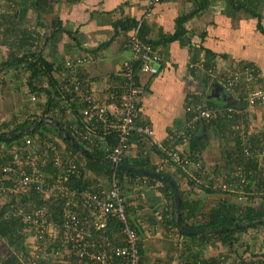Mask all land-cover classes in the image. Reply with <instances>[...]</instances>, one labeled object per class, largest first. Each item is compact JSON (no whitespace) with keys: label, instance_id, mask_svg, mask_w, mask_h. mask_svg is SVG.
<instances>
[{"label":"crops","instance_id":"1","mask_svg":"<svg viewBox=\"0 0 264 264\" xmlns=\"http://www.w3.org/2000/svg\"><path fill=\"white\" fill-rule=\"evenodd\" d=\"M208 1L206 6L202 0H160L154 5L150 3L151 0H79L76 2L50 0L46 11L38 13L29 9L24 19L19 20L22 28L36 33L34 45H26L25 51L32 48L37 57L41 55L45 60L54 63L55 68L66 59L90 57L80 68V76L90 79L96 96L112 105L118 103L125 90L119 71L124 62L131 57L127 42L133 28L125 29L126 20L142 21L145 38L152 41L153 45L160 50L164 60L157 74L142 72L137 74L141 87L138 116L142 122L153 128L156 140L163 141L169 132L185 125L187 120L185 107L190 97L205 94L206 99H211L223 106L238 100L241 94H244L246 86L242 82L234 91L224 88L222 82L215 80L219 73L227 74L226 71L229 69L250 66L264 78V31L258 26L260 21L264 28V0H261L258 8L259 18L252 17L245 8L235 9L234 3L231 4L229 0ZM13 6L12 0H0V16L5 17L2 27L9 26L6 24L11 19L9 13L19 15V11L13 10ZM191 13L193 16L183 25L187 33L182 38L167 41L166 38L175 33L176 20ZM56 20L62 23L64 30H60L62 34L59 38L53 39L51 37L54 30L53 21ZM119 20L124 21V27L115 28V22ZM200 45L217 54L212 67L217 73L215 76L203 66L205 59L203 50L199 52V60L196 63L191 61L194 52L189 48ZM7 56V46L0 44V67ZM191 62L197 64L195 69ZM191 68L195 70V74L192 73ZM11 69L13 68H7L0 73V80L4 79L7 86L13 87L20 93V100L23 103H29V110L33 104L36 105L47 99L43 97L42 100L40 98L35 100L37 96L31 94L24 86L26 73L23 72L25 71L15 69L14 72ZM18 74H22L21 80L24 82L22 87L19 86L21 80L16 79ZM52 74L59 83L63 82L64 71L54 70ZM14 83L17 86H14ZM6 93L8 91L1 88L0 83V100L6 96ZM9 93L16 97L13 91ZM19 96L16 98L19 99ZM13 101V97L8 99L7 102L10 105L5 112L9 113L12 107L17 105ZM38 111L42 112L41 109ZM247 118V122L244 123L240 117L239 124H244L246 130L251 131L250 134L256 135L261 142L264 137L262 135L264 107L260 105L249 107ZM0 121L4 122L1 112ZM234 125L232 130L236 131ZM195 133L202 144L201 152L207 166L215 165L217 170L214 172L219 180H230L229 184L227 183L229 188L226 190L225 197L241 207H260L264 203L262 197L264 193L263 189L256 188L255 182L258 179L256 178L255 182L252 181L249 187L251 182L249 174L252 172L247 174L249 169L247 170L244 166L245 169L243 165L238 167L235 165V170L234 165L233 167L230 164L227 165L228 160L223 159L229 151L227 145L230 149L234 146V140L229 136V132L225 130L218 132L214 129L204 131L198 127ZM17 147H19L18 143L13 142L9 146L11 149L14 148L11 153L14 154ZM61 147L64 148L63 145ZM138 150L140 146L134 141L133 152ZM154 163L160 166L161 158L155 157ZM239 167H242L241 173L245 179L247 178L248 190L246 186L239 190V179H241L240 173L238 174ZM195 180L199 182L198 179L195 178ZM130 182L132 184L122 188V193L128 205L131 206L130 217L144 229L146 264H180L184 238L176 232V229L168 228L169 226L165 224L164 213L168 206L167 200L156 186L144 185L140 178L134 177ZM185 187L188 188L186 184ZM202 196L204 194L200 187H196L190 194V197L194 199ZM193 218L192 222L202 220V218ZM240 237L243 240H240L239 244L244 243L248 246L247 255H250V252L259 255L264 253V229L251 228L242 232ZM239 244H237L238 253H241L246 247H240ZM206 246V258L218 257L226 250L221 245L220 250L217 251H214L210 244ZM236 257V254H233L230 261L234 262Z\"/></svg>","mask_w":264,"mask_h":264},{"label":"trees","instance_id":"2","mask_svg":"<svg viewBox=\"0 0 264 264\" xmlns=\"http://www.w3.org/2000/svg\"><path fill=\"white\" fill-rule=\"evenodd\" d=\"M12 1L14 5L13 10H18L19 15L15 16L13 13H9V17L11 19L6 22L9 26L4 27H2L1 24L5 21V17L0 16V35L2 38L0 40V44L7 46L8 48V56L1 64L0 73L7 68L24 70L25 72L23 73H26L24 86L31 94H35L37 96L35 97V100L37 98L42 100L43 97L47 99L44 102L40 101L36 104L35 112H30L29 107L27 106H25L27 111L24 108H22L23 111H21L19 106L16 105L17 110L10 113L11 116L9 120L5 122L0 121V136H2V138H0V164H8L13 167L20 165L29 173L36 170V172L44 176L47 175L45 177V181H49V175L52 174L53 170L57 171V167L55 168V165L52 163L54 155H59L61 157V161L63 162H66L69 158L77 165V171L72 175L70 185L71 187L79 190L85 186H98L101 184H106L105 187H107L111 182L113 175H115L121 190L125 187V185L128 186L132 184L131 182L129 183L132 178H140L142 184H144L142 180L145 178L147 183L144 185L151 187L156 186V188L167 200L168 206L164 213L166 220L165 224L169 226L168 228L176 229V232L184 238V247L180 264H187L189 262H193L195 264L198 261H207L212 263L217 261L218 257H205L207 244L214 247H219L220 245L225 247L226 250L221 252V255H225L228 260H231L232 255L236 254L237 261L241 260V262H245L247 257L259 258V256H261L264 261V253L259 255L254 252H250V255H247L249 251L248 246L241 253H238L237 247V244L240 242L242 232L251 228L264 229V203L258 208L253 206L241 207L238 203H233L225 197V194L227 193L226 190L229 188L228 184L230 180H219V177H217L214 172L217 170L215 165L212 167L207 166L201 152L200 146L202 144L198 140L195 133L198 127H201L204 131L214 129L218 132H223L224 130L229 132V136H231L234 140V146L230 149L227 145L229 151L225 157L223 156V159H225V161L228 160L229 163H227V165L230 164L231 167H233V165L234 167L235 165L237 167L243 165V167L245 166L247 170L249 169L247 174L250 171L252 174H249L251 182L248 186L251 187L252 181L255 182L257 178L258 181L255 182L256 188L257 190L263 189L262 191L264 193V158L260 161L257 158L247 159L244 157L245 155L241 148L240 128H238V126L241 125L239 124L241 119H243L244 123L247 122V113L243 115H236L233 119H228L227 116L225 118L221 116L210 117V120L206 117H197V111L193 110L192 104L196 103L197 105H201L203 109L218 108L220 105L211 99H206L205 94L190 97L186 106L189 108L191 107V109L187 111V119L190 120V126L188 128H185L184 126L179 128L178 137L176 136L177 133L174 130L169 132V135H173L175 137L173 138L174 141L169 139L162 141L164 147L170 148L171 146H174L176 150L180 152L183 160L189 158V160H191L189 165L180 163L179 165L171 164L170 166L169 156L162 148L151 144V140L148 137H144L136 133L133 135L132 141H135L138 146H140V150L138 152L139 158L127 157L122 161V163L139 166L148 171H155L172 179L180 188L182 206L181 216L186 226L191 228L205 227L207 229L221 228L224 226L229 228L226 231L210 235L186 234L178 228L176 223L174 197L172 190L167 183L154 177L141 175L136 172L115 170L101 146L95 144L93 145L88 140L79 138L77 134L73 132V128L76 124L83 125V127L87 126L91 129L89 133L91 134V138L94 140L98 141V136L102 135L108 146H114L117 143L116 133L112 132L105 134L106 130L102 128L101 124L86 122L82 119L81 108L78 106V97L74 92L65 89V85L63 83H59L53 76L52 73L54 70L66 71L65 62L67 59L64 60V62L59 63L55 68L54 63L45 60L41 55L37 57L35 54L36 52H34L32 48L29 51L27 50V52L25 51L26 45H34L36 33L30 29L28 30L27 28H22L20 20L24 19L29 9H33L38 13L46 11L50 5V0ZM72 1L76 2L79 0ZM202 2L206 5L209 1L202 0ZM229 2H231V4L234 3L233 6L235 9L245 8L249 14L252 15V17H260L258 8L261 4V0H229ZM191 16H193L192 13L187 16L185 15L179 17L176 20L175 33L168 36L166 40L173 41L175 39L182 38L187 33L183 25ZM123 23L124 21L122 20H119L117 23L115 22V28L123 26ZM126 24L127 26H125V29L134 28L137 21L126 20ZM53 25L54 30L51 37L53 39L59 38L62 34L60 30H64L62 28V23L59 20H56L53 21ZM258 26L264 31L260 21L258 22ZM37 37L40 39L39 35H37ZM140 37L157 49V47L153 45L152 41L145 38L143 24L140 29ZM32 40L33 42H31ZM163 40L165 41V39ZM158 43H160V41ZM189 50L194 52L192 56L193 60H191L192 62L196 63V61L199 60V52L203 50L205 52L203 66L208 70L209 68L214 67L213 61L217 57V54L202 45L199 47H190ZM81 58L85 60L90 59V57L88 58L87 56H81ZM163 60L164 57L162 56L160 65ZM195 63H192V67L194 69L197 67V64ZM121 68L119 76L122 77L121 80L124 83V68L123 66ZM134 68L137 69V63L134 64ZM194 69L191 68L193 74H195ZM22 74H18L16 79H21ZM79 78L81 80L90 81V79H86L80 75ZM215 80L219 81V78H215ZM259 80L261 82L264 81V79H261V76H259ZM0 83L1 87H7V82L4 79H1ZM246 95L247 94L244 92L238 100H232L233 102L228 105L238 106V108L241 106L246 107L247 102L244 100ZM228 105H223L222 107H226ZM37 109H41L42 112L38 113ZM44 117H48L56 121L78 143L84 146L90 153L94 154L100 160L97 161L91 159L75 150L53 125L41 121ZM240 117L241 119L238 120ZM237 121L239 122L237 123ZM233 124H235L234 126L236 131L232 130ZM24 129L27 131L20 133V131ZM182 131L185 132L184 135H180ZM262 135H264V132ZM54 137H56L58 141L54 139ZM26 138H31L35 142L36 146H38V149L33 150L32 146V150H24L23 144ZM41 139H43V141H41ZM47 140L54 141L57 144L58 152L51 151V149L46 147ZM263 140L264 137L262 138V141ZM262 141L260 142L256 135L251 134L252 150L254 151L255 148L263 149ZM13 142H17L19 145L14 154L11 152L9 153L8 151L11 149L9 146H11ZM61 145H63L64 148L61 147ZM31 151L33 152L31 155L34 156V166L27 161V157L30 155ZM155 157L161 158L162 164L160 166L154 163ZM43 158H48L47 161L51 160V162L43 163ZM260 162L263 164L262 166H260ZM197 163L200 165L199 168L196 166ZM235 170L231 171L233 172ZM190 171H192V173ZM195 178L198 179L199 182H196ZM13 179V174L0 171V189L5 187H14V185H16V181ZM185 184L188 188L185 187ZM224 184L228 186L227 189L223 188ZM245 186L247 187L246 184H240L239 190H242ZM196 187L201 188L204 196L194 199L190 197V194ZM249 187H247V190ZM262 197L264 198V195ZM66 199L67 194L59 193L47 197L42 191L36 190L34 186H30L25 192L0 190V264H33L32 255L36 253V251L41 254L44 248L50 249L53 246H57V235L45 233V235L39 240L40 249L36 251L33 250L31 246L35 237V231L31 228V224L33 223L25 220V216L27 214H34L33 212L35 210L44 209L49 216L48 219L52 222L53 226H55L54 228L59 229V226L62 224L61 213L63 212L64 202ZM29 205H31V207H27ZM21 211H24L25 213H21ZM130 216L131 206H128L129 221L139 235V251L141 255L140 264H146L144 259V229L135 223ZM193 217L202 218V220L192 222L191 220L194 219ZM107 227L111 236L116 241L121 243L122 235L119 232L118 221L109 219ZM44 240L48 243L44 244ZM36 242L38 243V239H36ZM243 245L244 244H239L240 247H243ZM37 260L36 264H42V262ZM232 262L233 261H231V263Z\"/></svg>","mask_w":264,"mask_h":264},{"label":"built area","instance_id":"3","mask_svg":"<svg viewBox=\"0 0 264 264\" xmlns=\"http://www.w3.org/2000/svg\"><path fill=\"white\" fill-rule=\"evenodd\" d=\"M160 0H151V4H157ZM142 21H138L132 30L127 47L131 52V57L122 65L124 68V92L116 104H109L107 101L96 96L92 82L89 80H81L79 78L80 68L86 62L85 59L78 57L67 59L65 62L66 71H64L63 84L64 88L72 91L78 97V106L81 108L82 119L86 122H94L101 124L107 133H116L117 143L114 146H108L102 135L98 136V141L91 138L89 127L76 124L73 132L83 140H88L93 145L101 146L105 151L108 160L114 163H122L127 157L139 158L138 151L133 152L134 142L133 135L139 134L148 137L151 144L162 148L169 156L171 164L185 163L189 165L191 160L182 158L180 152L174 146L170 148L164 147L162 141L156 140L154 130L151 126L141 121L138 113L139 99L141 95V87L137 79L138 72L145 74H157L159 72L162 54L159 49L154 48L150 43L145 42L140 37V29ZM137 63V69L134 64ZM208 72L215 76L217 73L209 68ZM226 73H219L220 83L227 90L234 91L236 86L241 82L246 86L245 102L246 107L228 105L226 107L206 109L192 104L193 110L197 111V117L221 116L233 119L236 115H243L248 112L249 107L257 105L264 107V81L259 80V73L250 66L245 68H235L227 70ZM71 74V75H70ZM69 77H68V76ZM261 79H264L261 76ZM191 107H186V113ZM210 120V119H209ZM190 120H186L184 127L190 126ZM264 126V125H263ZM84 128V130H83ZM240 128L241 148L247 159L264 158V140L262 141L263 149L255 148L252 150L251 134L246 130L245 125L241 124ZM178 137L179 129L174 130ZM182 131L180 135H184ZM173 135L167 134L165 139L174 141ZM164 139V140H165ZM102 143V144H101ZM24 150H37L35 142L31 138H26L23 144ZM46 147L56 152L58 146L54 141H46ZM58 152V151H57ZM27 157V161L34 166V156ZM48 159V158H47ZM46 158L42 159L43 163H49ZM21 163V162H20ZM52 163L57 167V171L53 170L49 175V181H45V177L36 170L32 173L27 172L22 166H11L0 164V171L8 172L14 175L16 185L14 187L2 188L4 191L25 192L30 186H34L36 190L42 191L47 197L54 194H67L64 202L63 212L61 213L62 224L58 228H54L49 216L44 209L35 210L32 214H27L25 220L32 222L31 228L35 231L32 242L33 250L40 249L39 240L45 233L57 235L58 245L50 249L44 248L42 253H34L32 255L33 264L36 260L42 264H140L141 255L139 251V235L133 228L128 217V202L122 194V190L118 185V181L113 175L111 182L107 187L104 185L85 186L82 189L73 188L70 185L72 175L77 171V165L71 159L66 162L61 161L59 155H54ZM261 165H263L261 163ZM199 168V163L196 164ZM54 169V168H53ZM242 167L238 168L240 176V184H246V179L241 173ZM144 184L147 180H142ZM227 189L226 184L223 185ZM25 213L21 211V213ZM109 219L118 221L119 232L122 235V244L116 241L108 231L107 223ZM30 230V229H29ZM38 239V243L36 242ZM44 244L48 242L43 241ZM187 264H194L189 262ZM195 264H264L261 257H247L245 262L235 260L231 263L225 255H220L215 262L198 261Z\"/></svg>","mask_w":264,"mask_h":264},{"label":"water","instance_id":"4","mask_svg":"<svg viewBox=\"0 0 264 264\" xmlns=\"http://www.w3.org/2000/svg\"><path fill=\"white\" fill-rule=\"evenodd\" d=\"M216 95L218 96V94L216 93ZM41 121L45 122V123H50L51 125H53L60 134H62V136L65 138L66 141H68L72 147L77 150L79 153L99 161L100 159L97 158L94 154L90 153L84 146H82L80 143H78L62 126H60L56 121H54L51 118L48 117H44L41 119ZM27 130H21L20 133H24ZM15 135V134H13ZM0 138H2V136H0ZM112 167L115 170H123V171H130V172H136L138 174L141 175H145V176H151L154 177L158 180H161L165 183H167L169 185V187L172 190L173 193V197H174V208H175V218H176V223L178 225V228L186 233V234H191V235H210V234H214V233H218L221 231H226L229 228L224 226L221 228H211V229H207L205 227H199V228H191L185 225V223L182 220V216H181V193H180V188L178 187V185L176 183H174V181L170 178H168L167 176L160 174L158 172L155 171H148L142 167L139 166H134V165H129V164H124V163H114L112 164Z\"/></svg>","mask_w":264,"mask_h":264},{"label":"rangeland","instance_id":"5","mask_svg":"<svg viewBox=\"0 0 264 264\" xmlns=\"http://www.w3.org/2000/svg\"><path fill=\"white\" fill-rule=\"evenodd\" d=\"M25 66V65H24ZM14 69V70H13ZM13 69H11V71H14L15 72V68H13ZM18 70V69H17ZM16 70V71H17ZM0 78H1V75H0ZM21 80V79H20ZM23 83L24 82H22V80L21 81H19V86H23ZM7 86V85H6ZM14 86H17V84L16 83H14ZM1 88H3V87H1ZM4 90H7L8 91V93H6V96L5 97H2V100H0V112H1V116H2V119L4 120V122L5 121H8L9 120V118H10V116H11V112H13V111H15V110H17V107L16 106H13L12 107V111H10L9 113L8 112H5V109H8L9 108V102H7L8 101V99L9 98H12L13 97V99H14V104H17L18 106H19V108H20V110L21 111H23L22 110V108H24L25 109V106H27L28 107V105H29V103H23V101L22 100H20V98H21V96H19V94L20 93H18V91H16L13 87H11V86H7V89L4 87ZM11 91H13V94H16V97L17 96H19V99H17L14 95H12V94H10L9 92H11ZM25 93V92H24ZM12 95V96H11ZM25 95H28V94H26L25 93ZM7 96H9V98L7 97ZM23 96V95H22ZM24 97V96H23ZM20 100V101H19ZM18 102H20L21 104L19 105V103ZM35 104H33L32 106H31V108H30V112H35V110H36V108H35ZM26 111H27V109H25ZM37 112L39 113V111H38V109H37ZM54 139H56V137H54ZM14 150V148L13 149H9L8 151L9 152H12ZM102 185V184H101ZM106 184H104V186H105ZM27 207H31V205H29V206H27ZM240 240H243L242 239V237L240 238ZM244 244V243H243ZM245 247H247V245H245L244 244V246H243V248H245ZM213 250L214 251H217V250H220V248L219 247H214L213 246Z\"/></svg>","mask_w":264,"mask_h":264}]
</instances>
